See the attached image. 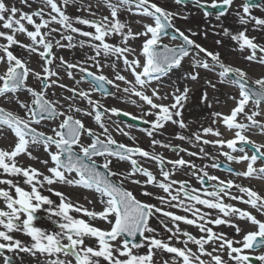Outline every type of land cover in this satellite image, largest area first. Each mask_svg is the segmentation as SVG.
<instances>
[{
	"label": "snow or ice",
	"instance_id": "snow-or-ice-1",
	"mask_svg": "<svg viewBox=\"0 0 264 264\" xmlns=\"http://www.w3.org/2000/svg\"><path fill=\"white\" fill-rule=\"evenodd\" d=\"M173 2L186 6V0ZM234 2L192 0L205 19L214 16L222 21L234 14L241 29L233 31L221 23L213 26V33L218 34L219 27L223 36L234 42V51L248 53L243 56L245 61L264 67V43L248 35L249 25L252 31L264 32V18L252 12L253 8L264 10V6L245 0L233 13ZM18 3L19 7L9 0H0V139L12 138L9 148H0V259L3 264H24L25 257L33 258L36 264H253V260L264 264V252L252 255L264 248V220L254 214L264 216V194L253 186L231 178L221 179L207 170L209 167L221 169L218 156H223L228 162L246 165L242 171L226 166L225 170L237 179L264 181V142L252 139L253 135L264 139V75L253 78L245 68L225 63L220 52L211 51L191 38L197 33L189 29L190 34H186L175 26L174 20L187 19L186 16L154 0H95L94 3L92 0L87 3L84 0H18ZM69 7L87 12L88 16H73L68 12ZM100 8L107 9L108 14L98 15ZM122 13H127L128 19H122ZM131 17L147 18L152 23ZM133 24L142 30L134 31ZM169 30H172L171 40L181 41L176 47L162 42ZM204 35L207 37L208 33ZM116 38L118 43L110 42ZM137 40H141L139 49L131 43ZM221 43L216 40L217 45ZM65 48H87L92 54L83 63L72 62L56 54V49ZM17 49L26 55H17ZM193 53L192 70L184 72L182 79L198 81V70L202 69L218 77L216 81L207 79L206 88L215 91L219 83L234 86L238 91L237 95H228L234 102L229 113H212V123H221L232 133L231 138L225 139L224 133L212 126L202 127L191 135L174 136L198 147V151L156 138L158 134L163 135L169 124L182 130L189 128L183 109L190 88L181 89L175 81L165 84L164 78L180 69L184 59ZM34 56L39 58V70L30 66ZM120 65L131 74L132 80L118 71ZM106 67L113 71L114 78L104 74ZM61 68L76 85L88 82L90 88L83 90L63 83L58 71ZM74 71L81 74L80 79H76ZM30 78L38 87L28 83ZM118 82L126 86L121 88ZM107 85L116 92L137 97L148 106L147 110L137 105L142 111L137 116L106 107L92 98L93 92L116 96V92H109ZM52 88L70 93L63 97L68 102L66 107L60 99L49 96ZM166 88L172 90L165 91ZM22 93L28 99H21ZM169 97L172 102L164 103ZM76 100L86 101L87 107L78 106ZM213 100L219 103L218 98ZM201 102L212 107L207 91L203 92ZM4 105L18 107L23 115ZM120 115L150 125L142 131L152 138V151L120 143L113 137L105 118ZM82 117L94 120L101 131L88 126ZM56 120L59 123L49 132L39 129L42 121ZM133 127L127 125L128 129ZM115 130L135 141L130 131L119 124ZM85 139L90 142L85 143ZM157 146L171 150L177 158L169 159L156 152ZM204 146L219 151L212 154ZM237 152L240 155L233 154ZM180 153L213 162L197 167ZM21 157L32 163H22ZM99 158H103L102 163ZM114 161L128 163L129 169L114 171ZM146 163L154 164L159 176ZM182 169H191V175L201 187L174 179ZM126 183L137 186L141 196L155 199L159 205L138 198ZM148 186L161 190L164 195L148 191ZM63 187L94 194L95 201L83 197L93 207H85L79 200L74 202L61 190ZM95 204L101 206L99 211ZM166 209H178L185 215ZM41 213L53 220L59 230L49 233L38 227L35 222ZM154 219L169 236L162 237L152 226ZM238 221L247 222L255 230L244 232ZM98 222L107 227L98 226ZM181 223L196 228L200 235L182 229ZM219 226L234 229L236 235L244 234L239 240L229 238L225 232L214 230ZM18 234L30 239L18 238Z\"/></svg>",
	"mask_w": 264,
	"mask_h": 264
},
{
	"label": "rangeland",
	"instance_id": "rangeland-1",
	"mask_svg": "<svg viewBox=\"0 0 264 264\" xmlns=\"http://www.w3.org/2000/svg\"><path fill=\"white\" fill-rule=\"evenodd\" d=\"M9 2L17 4L18 7L20 6L19 3H18V0H9ZM84 2L87 3L88 0H84ZM92 2L94 3L95 0H92ZM154 2L158 3L162 7L168 8L171 11L180 12L183 16L189 15V16H192L193 18H197L198 19V25L197 26L192 25L191 22L187 21L186 19H179V18L174 20V24H175V26L177 28H179L181 31H184L186 34H190L189 31H188L189 29L192 32L197 33L196 36H192L191 38L193 40H195L196 43L201 44L202 46L208 48L211 51L220 52L221 56H222V59L225 61V63H230V64H233L235 66H239V67L245 68L249 72V75L252 76L253 78H258L260 75H264V67H262V66H260L258 64H255V63L249 64L247 61H245L243 59V56L248 54L247 52L241 53L238 50H236V51L233 50L234 47H235L234 42H233L232 46H227V44H225V43H221L219 45L216 44V40L219 39V35L222 34V33H220V29H219V27H217L216 28V33H218V32L219 33L218 34H214L213 33V26L223 23L224 27H227L230 30L234 29L233 31L242 28V26L239 25L237 17L234 14H229L226 17L222 18V21H217L214 16L213 17H209L208 19H205V17L203 16L202 11L199 8H197L195 6H192V5H189V4H186V6H184V5H176V4H174L173 0H154ZM243 3H244L243 0H235L234 5H233V13ZM261 5L264 6V2ZM33 7H35V5ZM24 10L25 11H29V9H27V8H25ZM68 12H69V14H71L73 16H77V15H79V16H88L87 12L78 11L75 7H69ZM252 12H253L254 15L264 18V10H262L261 8H253ZM101 13L104 14V15H107L108 14L107 9L100 8L98 10L97 14L99 15ZM121 18L122 19H128V14L127 13H122ZM131 19H133V20H135V19H144L145 22L152 23V21L150 19H147V18L131 17ZM77 26L82 28L83 30H91V29H88L87 26H84V25H77ZM133 29H134V31L142 30L141 27L139 25H136V24H133ZM249 29H250L249 32H248L249 36H255V37H257V42L264 43V32L252 31L251 30V25H249ZM205 32L208 33L207 37H205V35H204ZM19 38L21 40H23L25 43L28 42L27 39L25 37H23V36H20ZM76 39H80V37L77 36ZM110 42H117L118 43V38H116L115 41H111L110 40ZM162 42L165 43V44H168L171 47H175V46H178L180 44V42L178 40L173 41L168 36H164ZM131 43H132V45L134 47L139 49L140 44H141V40H137V41H134V42H131ZM55 51H56V54L58 56H63L66 60H69V61H72V62H81V63H83L84 61H87L88 56L92 54L91 51L89 49H87V48H85V49H80V48L67 49V48H65V49H56ZM82 52H84V56H81ZM16 54L20 55V56L26 55V53H24L23 50H21V49H17L16 50ZM193 55H194V53L190 54L189 57L185 58V61H188L189 63L190 62L192 63V56ZM31 59H32V64L30 66L33 67V68H37V70H39L38 63H37L39 58L34 56ZM90 63L91 62L89 61V64ZM91 70L95 71L94 68H92ZM190 70H192V69L191 68H187L186 66H182L180 69H175V71L177 73L180 74V72H181V76H183L184 72L190 71ZM58 71L60 72V75L62 77V82L67 84L69 87H78V88L83 89V90H88L90 88V84L87 83V82H82L81 84L76 85L74 80L69 79L67 77V75H66V73H65L63 68L58 69ZM198 71L200 72V75L204 76L202 81H206L209 78H211L213 80L214 79H218L216 73H209V72H206L205 70H202V69L198 70ZM217 71H219V70H217ZM104 74L107 75L109 78H114V73H113V71L110 68H107V67L104 68ZM74 75H75L76 79H80V75L81 74L78 71H74ZM167 78H171V76H168ZM169 80H171V79H169ZM28 83L30 85L38 87L35 84V81L32 80L31 78L29 79ZM118 83L121 84V88L125 87L123 82H118ZM169 83H171V81H169ZM227 87L232 88L231 89L232 91L234 90L235 92H237V88L236 87L229 86V85H227ZM111 88H112V86H111ZM112 89L114 90V92H116V90L114 88H112ZM53 92L55 93V96H52ZM68 95H70V93H68L67 91H63V90H61L59 88H52V89L49 90V96L52 99H60L61 104L65 105V107L67 106L68 102L65 101L63 99V97L64 96H68ZM124 95H126V94L124 92L120 91V92H116V96L103 97L101 94H96V92H93L92 93V98L95 99V100H100L106 107H116L118 109H121L122 111H126V112H129V113H132L133 115H137V116L142 115L141 107L137 106V105H142V104H140L141 102H139L138 104L137 103L133 104V103H131L132 100L124 98ZM21 99H28L27 94L22 93L21 94ZM75 103L78 106L82 107V108H86L87 107L86 101L76 100ZM232 105L228 104L229 107H231ZM4 106L6 108H11L13 111H18L20 115H23V111L20 110L16 106H13V105H4ZM142 107L145 110H147L148 106L147 105H142ZM82 118L85 120V123L88 126L93 127L97 132L101 131V129H99V126L95 124L94 120H92L91 118H87V117H82ZM149 119H152V117H149ZM113 122H115V123H113ZM58 123H59V120H56V121H42L41 125L39 126V129L41 131L49 132L50 128L56 127V125ZM105 123L107 124V126L111 130L113 137L118 142L127 144L129 146H139V147H142V148H144L146 150H149V151L153 150L150 147L152 138L148 137L146 135V133L144 131H142V129L150 128L149 124H147V126L145 128H138V127H135L133 125L134 126L133 128L128 129L127 125L129 123L122 122L117 116H111L110 119H108L106 117L105 118ZM116 124H119L120 127H123L125 129V131H130L131 135L133 137H135V141L129 140L128 137H126V136L120 134L118 131H116L115 130ZM176 134H177L176 132L172 133L168 129H166L165 132L163 133V135H159L158 134L156 136V138L157 139H162V140H165V141H170L173 145H179L181 147L187 148L188 145H186L187 146L186 147L184 144L181 143L180 140L174 139V136ZM9 141H10V137L8 139H0V148H8L7 146L10 143ZM129 141L131 142V144H129ZM84 142L88 143L90 141L85 139ZM155 151L158 152V153L163 154L165 157H167L169 159L177 158L175 153H173L171 150H168V149H165V148H162V147H159V146H157L155 148ZM218 151L219 150L215 149V148H213L211 150H208V152L212 153V154H217ZM233 154L234 155H240L239 152L233 153ZM180 155L183 156L184 159L190 160L193 163H195L197 165V167H202V166H204L206 164L210 165L213 162L210 159H200L198 157H189V156L185 155L184 153H180ZM102 160H103V158H99V162L102 163ZM219 161L226 162L227 164H229L231 167H233L237 171L244 170V166H245L244 163H240V164L236 165V166L240 165L239 166L240 168H237V167H235V162H228V161H226V159L223 156H218V162ZM145 166L149 167L154 173H156L159 176L158 169H157V167L154 164L146 163ZM128 169H129L128 163L116 162V161H114V163H113V170L114 171H125L126 172ZM207 170L212 175H214V172H217L216 169H213L211 167H209ZM224 175L226 177L222 178V179H229V178L235 179L237 183H243V184L250 185V186H253L254 188H256L253 185V181L252 180L248 181V180L237 179L235 176H233L231 174H225L224 173ZM138 178L139 179H143V177H138ZM173 178L177 179V180H186V181H188L190 183V185L192 187H196V188H200L201 187L197 183L196 178L191 175V169H182V170L176 172V174H175V176ZM125 186L128 187L130 190H133L138 198L143 199V200H148L151 203H155V204L159 205V201H157L155 199H149L147 197L141 196L140 195V191L141 190L137 186L132 185V184H127V183H126ZM63 189L65 191H67V192H71V191L75 192L76 196H77V194H80L79 196H82V198L84 196H88L89 198L94 196V194L82 192L80 189H73V188H69V187H63ZM147 190L155 192L158 195H164V193L161 190L153 188L152 186H148ZM257 190H259V189H257ZM57 202H58V200H57ZM229 202L230 203H236V202H232V201H229ZM237 206L241 207V208L247 207V206H245L243 204H237ZM98 209L100 210V207ZM166 210L174 211V212H176L179 215H185V213H183L182 211H180L178 209H166ZM38 217L40 219L35 222L36 225L38 227L42 228L43 230H45L46 232L53 233V232H56V231L59 230L58 229V225L53 220H49L46 214L41 213V214L38 215ZM238 222H240V221H238ZM244 222L241 221V225H243ZM245 225H246V223H245ZM152 226L157 229V231L161 234L162 237L166 238L167 236L170 235V233H167L163 229V226L161 224H159L158 221H156L155 219L152 221ZM171 226L172 225L169 223V227H171ZM249 226H250V228L249 227H244L245 230H248V229L255 230L254 227L251 226L250 224H249ZM100 227L105 228V227H107V225L106 224H101ZM180 227L182 229H185V230H188V231L192 232L193 235H196V236L200 235L198 230L196 228H194V227H191V226H188V225H184L182 223H181ZM214 230H216V229H214ZM216 231H220V230H216ZM238 239H241V238H238ZM177 246H180V245H177ZM190 246L194 247L192 245H190ZM141 251H143V250H141ZM260 252H264V251L263 250H259L256 253H252V255H258ZM165 258H167V254H165ZM0 264H3L2 259H0ZM24 264H29V263L25 260Z\"/></svg>",
	"mask_w": 264,
	"mask_h": 264
},
{
	"label": "bare ground",
	"instance_id": "bare-ground-1",
	"mask_svg": "<svg viewBox=\"0 0 264 264\" xmlns=\"http://www.w3.org/2000/svg\"><path fill=\"white\" fill-rule=\"evenodd\" d=\"M186 17H187L186 20L191 22L192 25H195V26L198 25V19L197 18H193L192 16H189V15H187ZM220 33H222V32L220 31ZM219 39L220 40L222 39L221 40L222 43L227 44V46L233 45V42L230 40V38L224 37L223 34L219 35ZM81 56H84V52L81 53ZM190 65H191V62L189 63L188 61H185V59L182 62V66H186L187 68H191ZM118 71H120L121 74L125 75L129 80L133 79V77L131 76L130 73L123 71L122 65L118 66ZM169 76H171V78H167V77L164 78L165 84H169V81H171V82L175 81L181 89H183L185 86H188L190 88L188 100L186 102L185 108L183 109V118L185 119L186 122L189 123V128L187 130H182V129H179L178 126H176V125L169 124L166 129H168L172 133L176 132V133H182L185 135H191L193 132L200 131L202 127L212 126L214 128H218L221 132H223L225 139H229L232 137V133L229 131H226L225 127L221 123H219V122H217L216 124L212 123V121L214 119V117L212 116V113L213 112H222L225 114L229 113L230 109L232 107H234V102L228 99V95L229 94L235 95L236 93L238 94V91L237 92H235L234 90L232 91L231 90L232 88L227 87L226 84H219V83H217V90H215V91H213L212 89L210 90L209 88H206L205 81H202L204 78L203 75H200V78L198 79V81H195V82L182 79L181 72L179 74L175 70H173V72L170 73ZM169 79H171V80H169ZM216 80H218V79H214V81H216ZM154 86H155V84H154ZM171 90H172L171 88L165 89V91H169V92ZM204 91L208 92L209 100L213 101L212 107H208L207 104L201 102V96H202ZM213 97L218 98L219 103H216L213 100ZM124 98L130 99V100H135L137 104L139 102H141V101H139V99L137 97L129 96V94L124 95ZM157 102L159 103L160 101H157ZM171 102H172L171 97H169L168 100L164 101V103H171ZM140 104L144 105L143 102H141ZM228 104H230V105L233 104V105L231 107H229ZM9 137H10V141H9L10 143L7 146L8 148L10 147V145L12 143V138H11V136H9ZM253 137H256V138H253ZM205 138L210 139V140L215 139V137H212V136H207ZM252 139L256 140L257 142H264V139H260L257 135H253ZM181 143L184 144L185 146L188 145V147L187 146L186 147L190 151H198V147H192L190 144H188L187 142H184V141H181ZM204 147H205L206 151L213 149V147H211V146H204ZM224 150L230 151L229 149H226V148ZM35 154L42 155V153H35ZM20 160L22 163H25V164L32 163L31 161L27 160L25 157H21ZM236 165H238L237 163H235V167L240 168L239 167L240 165L239 166H236ZM34 166H36L38 168H42V165H40V164H35ZM252 181H253V185L256 187V189H259L261 194H264V181H260V180H252ZM61 190H63L67 195H69L74 202L79 200V202L81 204H83L85 207H88L90 209L93 207V205L89 204L86 199L82 198V196H79L80 194H77V196H78L77 197L75 192H73V191L67 192L63 188ZM45 194L51 195L49 193H45ZM52 198L57 199L54 196ZM90 199L95 201V195L93 197H91ZM99 207H101L99 204H95V209L97 211H99V209H98ZM250 211H251V209H250ZM252 211L254 212V210H252ZM254 214H256L257 217H260L259 214L255 213V212H254ZM83 218L87 219V217H83ZM242 222H244V221H242ZM238 223L240 224V226L244 230V232L251 231L250 229L245 230V228H244V227L250 228V226L247 222H244L243 225H241V221ZM245 223H246V225H245ZM101 224H103V223L98 222V226H101ZM215 229L220 230L222 232H225L229 238H234L236 240H239L238 238H241V236L244 234V232H242L240 235H236L234 229H232L230 227H226V226H219L218 228H215ZM18 238H21L24 240L30 239L28 237H24V236L19 235V234H18ZM25 260L29 264H36V261L31 257H25Z\"/></svg>",
	"mask_w": 264,
	"mask_h": 264
},
{
	"label": "water",
	"instance_id": "water-1",
	"mask_svg": "<svg viewBox=\"0 0 264 264\" xmlns=\"http://www.w3.org/2000/svg\"><path fill=\"white\" fill-rule=\"evenodd\" d=\"M263 0H252V2H254V3H257V4H259L260 2H262ZM186 2H188V3H191L192 4V1L191 0H186ZM171 34H172V32H170V30H169V36L171 37ZM180 40V39H179ZM88 80H91V77H89L88 78ZM107 87V86H106ZM108 88V87H107ZM109 89V88H108ZM109 92H111L110 90H109ZM121 118L123 119V120H126V121H130V122H133V123H135V124H139V122H137V121H135V120H132L131 118H129V117H127V116H123V115H121ZM102 170V169H101ZM138 240H139V237H138ZM253 264H259L258 263V261H254L253 260Z\"/></svg>",
	"mask_w": 264,
	"mask_h": 264
}]
</instances>
